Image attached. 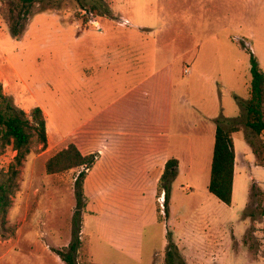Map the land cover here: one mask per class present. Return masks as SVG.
<instances>
[{
    "label": "rangeland",
    "instance_id": "1",
    "mask_svg": "<svg viewBox=\"0 0 264 264\" xmlns=\"http://www.w3.org/2000/svg\"><path fill=\"white\" fill-rule=\"evenodd\" d=\"M20 6L0 0V83L28 118L42 110L47 145L33 135L12 177L16 152L0 140V184L11 190L0 264H64L52 250L72 240L75 179L85 169L49 175L45 165L91 116L113 135L84 180L77 264H165L169 243L189 264H264V133L245 126L251 54L264 73V0H42L24 18ZM115 55L135 60L134 76L118 71ZM96 70L99 83L88 79ZM124 114L131 126L113 121ZM161 119L168 150H145L150 137L135 133H155L149 121ZM217 121L239 128L230 205L208 192ZM177 158L165 218L158 181ZM253 184L261 196L250 198Z\"/></svg>",
    "mask_w": 264,
    "mask_h": 264
},
{
    "label": "trees",
    "instance_id": "2",
    "mask_svg": "<svg viewBox=\"0 0 264 264\" xmlns=\"http://www.w3.org/2000/svg\"><path fill=\"white\" fill-rule=\"evenodd\" d=\"M42 0H20L19 13L22 18L28 16L30 7L39 3ZM109 11L106 10V14ZM12 37L19 38L22 34V24L18 18L14 24L10 26ZM250 98L245 105V126L249 128L255 135L264 133V73L259 68V65L250 55ZM31 119V120H30ZM238 126H232L228 130L221 127V123L217 121L214 146L212 152V160L210 167V178L208 183V192L213 195L218 201L223 204L230 205L232 200V186L234 177L235 152L231 135L238 132ZM33 135L36 136L38 143L41 145V150H44L47 145L45 119L42 110L35 107L30 112L28 118L24 111L15 107L8 96L2 93V84L0 83V140L11 145L16 152L14 158L15 165L12 166V177H15L17 170L29 153V145ZM251 146V144H249ZM99 154L82 155L75 145L69 144L68 147L46 162V173L49 175L70 170L73 168L83 167L75 179L76 191V211L74 219V230L72 233L71 242L65 247V250L52 251L59 257L64 264H77L76 255L80 248V225L78 215L80 209H83L82 199L84 198L82 189L84 180L87 174L96 161ZM178 161L170 159L166 162L163 174L159 180V189L164 197V217H169V200L170 194L168 182L176 176ZM11 190L8 186L0 184V216H4L9 207V195ZM261 190L253 184L250 188V198L261 196ZM259 215L264 218V208H261ZM250 217L253 214L249 215ZM165 264H186L185 260L180 255L177 247L173 243L168 244V250L165 255Z\"/></svg>",
    "mask_w": 264,
    "mask_h": 264
},
{
    "label": "crops",
    "instance_id": "3",
    "mask_svg": "<svg viewBox=\"0 0 264 264\" xmlns=\"http://www.w3.org/2000/svg\"><path fill=\"white\" fill-rule=\"evenodd\" d=\"M126 22H128L127 19H126ZM120 57H121V55H115V57H114L115 66L117 67L118 71L121 70L122 73L125 75V77L129 79L131 76H134L136 73L137 68L135 66V60L134 61L128 60V58L126 56H125V59H121ZM128 57H130V54H128ZM131 62H132V64H131ZM118 65H120L121 67H118ZM103 66L104 65H102V67H99V70L100 69L103 70ZM99 70H96V72L94 71L91 75H89L91 77H88V79H95L94 82L99 83L101 80L99 77H96V73H98ZM99 72H101V71H99ZM182 73H183V75H189L190 74L189 68H184ZM89 83H90V81H89ZM96 120L97 119L95 116H91L82 122V124L80 126V128H82V130L80 132V138L79 139L76 138V139H72V140L68 141L65 137L62 138V139H64V141H66L65 142L66 146L69 144L75 145L76 148L79 150V152L82 155H89V154H93V153L96 154V152L98 154V152H99L100 157H102L104 154H106L107 151H109V146L108 145L106 146L105 144H106L107 140L110 141L109 139L112 138L111 136L113 134L108 133V132H104V131H100L99 130L100 126L95 129ZM113 121H115L116 123L119 122V126H124L125 124L128 126H131V124H132V121L129 119V116H127L126 114L121 115V116L120 115L116 116V118ZM149 122H150V130L155 131V133H153V134L150 133L148 135H146V134L142 135L139 133H135L136 137H138V136L142 137V138L150 137V139H151V141L149 143L146 141V139L142 140V145L144 146L142 148H144L145 150H152V148H153L155 150V152L168 150V148L170 146V142L168 140V135H169L168 134V122L163 121L162 119L159 122H152V121H149ZM215 131H216V128H215ZM114 135L120 136V137L121 136L127 137V136L132 135V133H127L124 131H118ZM60 136H63V135L61 134ZM70 136H72V133H70ZM214 138H215V132H214ZM62 139H61V141H62ZM153 139H155L154 145L152 144ZM61 141H54V142L52 141V143L54 145H57ZM193 142H194V139H193ZM93 144H102V147L94 152L95 147L93 146ZM144 159H146V157H144ZM177 159L176 160L178 161V165H180L181 159L180 158H177ZM98 161H99V158L95 164H97ZM235 165H236V157H235ZM235 165H234V170H235ZM90 172H91V169L87 172V175ZM212 258H215V256L213 255Z\"/></svg>",
    "mask_w": 264,
    "mask_h": 264
},
{
    "label": "bare ground",
    "instance_id": "4",
    "mask_svg": "<svg viewBox=\"0 0 264 264\" xmlns=\"http://www.w3.org/2000/svg\"><path fill=\"white\" fill-rule=\"evenodd\" d=\"M5 83H6V86H7V85H9V84H7V81H6ZM44 114H45V116H46V118H47V115H46V113H45V112H44Z\"/></svg>",
    "mask_w": 264,
    "mask_h": 264
},
{
    "label": "built area",
    "instance_id": "5",
    "mask_svg": "<svg viewBox=\"0 0 264 264\" xmlns=\"http://www.w3.org/2000/svg\"><path fill=\"white\" fill-rule=\"evenodd\" d=\"M186 72V71H185Z\"/></svg>",
    "mask_w": 264,
    "mask_h": 264
}]
</instances>
